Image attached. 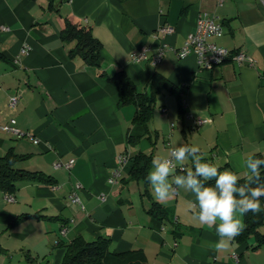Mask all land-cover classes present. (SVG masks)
Returning <instances> with one entry per match:
<instances>
[{"label":"crops","instance_id":"obj_1","mask_svg":"<svg viewBox=\"0 0 264 264\" xmlns=\"http://www.w3.org/2000/svg\"><path fill=\"white\" fill-rule=\"evenodd\" d=\"M203 12L224 29L209 40L243 50L253 65L228 59L203 69L193 53L178 55ZM67 21L89 26L100 40V66L70 55L73 42L60 36ZM167 24L173 31L161 32ZM25 45L28 53L21 51ZM144 46L151 54L162 48L161 60L132 61L130 53ZM119 68L142 91L153 73L165 77L177 87L181 108L176 94L162 89L147 125L134 123L135 106L119 105L120 90L107 79ZM12 95L18 96L15 107L8 103ZM10 117L25 135L0 129V155L21 154L16 167L43 172L52 181L0 189V264H61L66 245L78 235L108 237L111 250H139L148 264H264V244L252 249L254 237L234 239L217 251L215 227L193 218L191 193L181 189L159 202L146 178L130 174L135 153H152L153 159L182 144L198 146L208 162L240 177L247 176L249 155H264L259 0H0V123ZM196 118L209 120L198 124ZM71 158V167L53 165ZM117 166L120 175L109 183ZM190 166L191 161L183 165ZM151 169L152 161L146 177ZM176 174L184 173L178 167ZM75 182L81 184L83 207L69 199ZM152 200L162 206V218L149 212Z\"/></svg>","mask_w":264,"mask_h":264},{"label":"trees","instance_id":"obj_2","mask_svg":"<svg viewBox=\"0 0 264 264\" xmlns=\"http://www.w3.org/2000/svg\"><path fill=\"white\" fill-rule=\"evenodd\" d=\"M60 36L63 40L73 42L69 49L71 56L79 55L85 63L95 66L101 64V42L93 34L89 26L74 24L67 21L65 27L61 30ZM104 74V72H102ZM107 79L120 90L119 105L133 104L135 112L133 122L146 126L153 113V105L156 94L162 90L176 94L179 99L178 107L181 108V98L177 87L158 73H153L147 90H140L126 74L119 68ZM257 158L264 159V155L256 153ZM23 158V155L17 154L13 150L0 155V189L11 192L19 181L30 182H51L50 176L40 171H30L16 167L17 161ZM130 174L133 178H146L147 168L152 161V153L137 152L132 157ZM205 161L208 162L206 158ZM192 167V164L191 166ZM220 170H224L220 167ZM247 176L241 177L240 183L243 184ZM261 182H264V168L261 169ZM211 183V182H209ZM261 204L264 206V198H261ZM149 212L158 217L164 216L162 206L152 200ZM20 218L23 215L19 216ZM246 225L244 231L235 238L237 242H245L250 237H254L255 244L252 249L258 248L264 244V211L253 214L249 212L243 217ZM110 240L105 236L86 240L82 236H75L70 243L66 245L61 264H148L142 252L136 249L128 251H115L109 248ZM4 248L0 245V254Z\"/></svg>","mask_w":264,"mask_h":264},{"label":"clouds","instance_id":"obj_3","mask_svg":"<svg viewBox=\"0 0 264 264\" xmlns=\"http://www.w3.org/2000/svg\"><path fill=\"white\" fill-rule=\"evenodd\" d=\"M200 152L195 145L170 147L167 156L152 159V169L146 180L154 199L159 202L168 201L181 189L191 193L194 200L189 202V208L193 218L201 226L215 227L219 238L215 249L220 251L244 231L245 215L264 211L261 204L264 159L255 155L247 157L244 161L247 180L241 184L236 172L220 170L217 164L205 161ZM188 161L192 167L185 169L183 165ZM178 167L184 174H176Z\"/></svg>","mask_w":264,"mask_h":264},{"label":"built area","instance_id":"obj_4","mask_svg":"<svg viewBox=\"0 0 264 264\" xmlns=\"http://www.w3.org/2000/svg\"><path fill=\"white\" fill-rule=\"evenodd\" d=\"M225 0H216L218 4L223 3ZM261 3H264V0H259ZM171 25H163L160 27V31L163 33H170L173 31ZM223 25L219 23L215 16L209 15L206 12H203L199 15L194 30L190 32L186 39L184 40L182 46L178 49V55L180 57L186 56L189 53H193L196 56L198 66L203 69H211L215 65H218L225 60H234L237 63H246L248 65H253L254 60L248 56L243 50L232 51L224 46L218 45L215 42L209 40L210 37L220 36L223 34ZM29 45L22 47L21 51L23 53H28L30 50ZM163 56V49L158 48L155 52L151 54V47L144 46L137 50H134L130 53V59L132 61H140L148 59L151 57L153 63H157L161 60ZM18 101L17 95H12L9 97V106L15 107ZM166 108L162 107L161 111H165ZM208 118H196L195 123H204L207 122ZM173 125V124H171ZM0 129L16 134L17 136H23L25 133L20 131L16 127V119L14 117L8 118L4 123H0ZM36 142L37 139H34ZM119 161L125 160L124 155H119ZM75 159L71 158L67 162H62L57 160L53 163L54 167L58 168L61 166L71 167ZM120 175V166H117L108 177V182L113 183L117 180V177ZM81 188L79 182H75L73 188L69 194V199L73 203L80 204L83 207L78 190ZM6 198L9 201H14V196L12 194H7ZM61 234H65L66 227L62 226L60 229ZM234 258L237 260L238 257L236 254H233Z\"/></svg>","mask_w":264,"mask_h":264},{"label":"rangeland","instance_id":"obj_5","mask_svg":"<svg viewBox=\"0 0 264 264\" xmlns=\"http://www.w3.org/2000/svg\"><path fill=\"white\" fill-rule=\"evenodd\" d=\"M261 231H264V226L261 227Z\"/></svg>","mask_w":264,"mask_h":264}]
</instances>
